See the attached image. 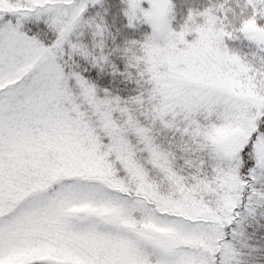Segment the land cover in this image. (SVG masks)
I'll list each match as a JSON object with an SVG mask.
<instances>
[{"label":"snow or ice","instance_id":"1","mask_svg":"<svg viewBox=\"0 0 264 264\" xmlns=\"http://www.w3.org/2000/svg\"><path fill=\"white\" fill-rule=\"evenodd\" d=\"M0 264H264V0H0Z\"/></svg>","mask_w":264,"mask_h":264}]
</instances>
